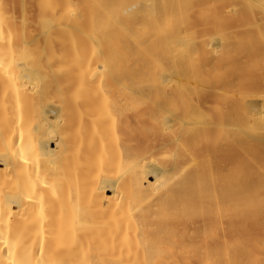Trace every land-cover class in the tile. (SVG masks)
Wrapping results in <instances>:
<instances>
[{
    "label": "bare ground",
    "instance_id": "1",
    "mask_svg": "<svg viewBox=\"0 0 264 264\" xmlns=\"http://www.w3.org/2000/svg\"><path fill=\"white\" fill-rule=\"evenodd\" d=\"M0 264H264V0H0Z\"/></svg>",
    "mask_w": 264,
    "mask_h": 264
}]
</instances>
